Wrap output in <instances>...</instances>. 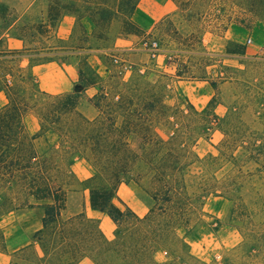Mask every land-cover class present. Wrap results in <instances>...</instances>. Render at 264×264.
Instances as JSON below:
<instances>
[{
  "label": "rangeland",
  "instance_id": "rangeland-1",
  "mask_svg": "<svg viewBox=\"0 0 264 264\" xmlns=\"http://www.w3.org/2000/svg\"><path fill=\"white\" fill-rule=\"evenodd\" d=\"M70 1L0 0V56L6 49L22 48L21 42L12 38L20 33L27 47L45 46L42 53L76 78L62 94L72 90L79 71L85 77L95 76L97 84L89 88L78 106L88 119L95 117L96 110L86 98L96 93L100 85L105 87L112 77L126 81L137 70L150 81L161 82L169 105L176 103L174 97L178 93L197 112L211 102L206 112L209 116L201 113L200 117L183 106L184 118L178 125L182 124L186 131L187 143L179 158L182 165L175 172L183 177L188 200L195 210L191 220L183 222L184 227L176 231L178 242L169 245L166 254L155 252L154 259L166 264H264V50L249 51L251 45L261 42L262 31L253 32V28L235 24L226 30L220 28L215 20L223 5L217 0H139L130 18L134 34L121 33L122 17L118 15L111 23L108 48L73 53L67 48L69 36L74 30L73 37L79 38V23L88 29L91 24L84 17L77 20L61 11V17H73V24L68 37L58 40L55 28L61 17L55 21V15ZM50 23L55 28L46 38L39 27ZM152 41L158 45L154 58L148 51ZM26 64V57L17 62L0 57V76L5 74L11 79L8 73L15 78L24 75ZM17 65L22 72L15 70ZM25 116L27 131L35 124L38 127L34 113ZM152 126L150 123L147 131L127 134L134 141L135 151L142 137L153 140ZM48 139L56 141L54 135ZM64 146L72 151L69 145ZM145 147L151 152L152 141ZM70 170L75 180L67 179L64 185L63 218L83 214L94 219L105 237L111 239L114 225L108 217L99 213L98 218H92L85 211L89 210L88 191L83 189L84 183H79L85 180L83 171L78 169L82 176L79 178ZM117 196L139 216L151 205L149 194L141 187L121 184ZM114 203L120 206L116 200ZM41 216L42 209L38 208L24 219ZM7 217L12 214L0 219L2 229L8 225ZM181 242L186 248H179ZM13 252L0 250V264H7Z\"/></svg>",
  "mask_w": 264,
  "mask_h": 264
},
{
  "label": "trees",
  "instance_id": "trees-1",
  "mask_svg": "<svg viewBox=\"0 0 264 264\" xmlns=\"http://www.w3.org/2000/svg\"><path fill=\"white\" fill-rule=\"evenodd\" d=\"M138 1L71 0L56 13L55 21L67 11L77 20L84 17L91 24L88 29L79 23V38L73 37L74 30L69 36L67 48L73 53L105 49L113 29L111 23L118 15L122 17L121 33L134 34L130 18ZM217 1L223 7L215 22L224 30L230 24L251 29L256 23H264V0ZM224 5L228 8L224 9ZM39 28L48 38L55 24H42ZM12 38L20 41L22 48L6 49L0 57L16 62L26 57L27 72L16 78L8 73L11 79L5 74L0 76V92L5 97L0 107V218L31 208H41L42 216L41 227L31 242L14 251L7 264H77L83 259L93 264H166L155 261L154 253L166 254V248L178 242L176 231L184 227L183 222L191 220L195 210L188 200L183 177L175 172L182 165L179 158L187 143L186 131L178 121L184 118L185 108L200 117L201 113L209 116L206 112L211 102L197 112L178 93L174 97L176 103L169 105L161 82H152L137 70L126 81L112 77L105 87L100 85L96 93L86 98L96 110L95 117L88 119L78 106L85 91L97 84L95 76L85 77L79 71L70 92H43L31 68L52 61L42 53L45 46L27 47L20 33ZM15 70L23 71L19 65ZM29 112L38 121V130L32 134L23 122ZM150 123L154 130L152 151H145L151 141L144 137L137 142L135 151L134 141L127 134L147 131ZM49 134L56 137L55 142L49 141ZM75 156L92 167L91 175L79 183H84L83 189L88 191L89 207L114 225L111 239L105 237L94 219L83 214L62 216L64 185L67 179L75 180L70 170ZM121 184L141 187L149 194L151 205L144 215H137L118 198ZM115 200L120 206L115 205ZM184 245L181 242L179 248H186ZM4 248L0 227V250Z\"/></svg>",
  "mask_w": 264,
  "mask_h": 264
},
{
  "label": "crops",
  "instance_id": "crops-1",
  "mask_svg": "<svg viewBox=\"0 0 264 264\" xmlns=\"http://www.w3.org/2000/svg\"><path fill=\"white\" fill-rule=\"evenodd\" d=\"M72 24H73L72 16H62L59 19L56 25V28H55L56 37L59 39L67 38L70 33ZM252 30L253 32L262 31V34H260L261 42L251 45L249 47V51L257 52L259 50H264V23H258L257 25L253 27ZM63 68L64 69L62 70L61 67H59V65L54 61L32 67L31 71L37 80V86L39 90L49 93V94H61L62 92L67 91L71 86V81H75L76 78L74 76L71 77V73L68 72V69H66V67H63ZM67 68L70 69L71 66L67 65ZM69 78L71 79L69 80ZM88 90L90 89L88 88L85 91V94H87ZM92 95L90 94L87 98H90ZM4 103H5L4 94L0 92V107ZM26 119L27 117L24 116L23 118L24 125H25ZM25 128L27 129L26 126ZM37 130H38V127L35 124V126L31 128V130H29L28 132L32 134L36 132ZM71 168L73 170V173L79 178H82V176L79 175L78 169L83 171V179H86L91 175L90 173L91 167L84 159L76 158L73 164L71 165ZM37 209L38 208L19 209L14 212H9L2 216L4 217V216H8L12 214V217H7L8 225L4 229H2L4 240H5V248L8 251L13 252V251L18 250L21 247L28 245L31 241V237L34 234V232L40 229L41 218L39 219L35 217V219H31V220L24 219V217L27 216L28 214L29 215L35 214ZM85 211L88 214V216L92 218H98L99 216L98 215L99 212L92 210L90 207H89V210H85ZM77 264H89V261L84 259V260H81Z\"/></svg>",
  "mask_w": 264,
  "mask_h": 264
},
{
  "label": "built area",
  "instance_id": "built-area-1",
  "mask_svg": "<svg viewBox=\"0 0 264 264\" xmlns=\"http://www.w3.org/2000/svg\"><path fill=\"white\" fill-rule=\"evenodd\" d=\"M250 43V39H247V44ZM148 51H149V55L151 58H154L156 55V51H158V45L156 42L152 41L151 43H149L148 45ZM113 61L116 63L117 62V58L115 56H113ZM125 68V67H123Z\"/></svg>",
  "mask_w": 264,
  "mask_h": 264
}]
</instances>
